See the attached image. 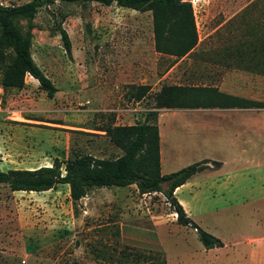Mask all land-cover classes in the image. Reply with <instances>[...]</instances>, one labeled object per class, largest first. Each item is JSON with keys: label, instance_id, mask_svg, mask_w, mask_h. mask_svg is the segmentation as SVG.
<instances>
[{"label": "rangeland", "instance_id": "1", "mask_svg": "<svg viewBox=\"0 0 264 264\" xmlns=\"http://www.w3.org/2000/svg\"><path fill=\"white\" fill-rule=\"evenodd\" d=\"M25 1L28 0H0V3ZM112 11L91 2L56 0L39 8L30 21L13 20L19 31L31 33V57L56 91L48 98L31 78L26 80L33 87L27 90H24L27 86L20 89L0 86L1 171L49 165L54 158L63 161L78 154L114 158L122 151L110 142L104 129L114 122L131 125L142 120L144 112L151 108V96L161 85L182 82L218 86L210 78L206 63L191 67L186 65L187 60L181 64L192 76H198L197 80L186 81L171 72L169 77L155 83L151 74L154 54L149 41L151 19L146 15L149 13ZM55 22H60L67 33L70 56L64 52L59 34L52 30ZM106 22L113 23L109 34L114 31L110 41L113 43H108L114 60L108 63L101 43ZM221 32V36L213 33L207 39H202L200 32L201 39L193 54L201 60L233 52L248 55L249 60L261 58L262 52L252 54L246 44L254 38L256 30L250 34L246 29L226 27ZM116 54L142 66L148 77L121 78L118 84L114 83L111 93H105L106 82L115 80L107 77L106 71L120 63ZM170 61L164 59L158 69ZM205 75L209 78L202 79ZM141 81L149 82L152 90L139 100L129 98L126 84ZM27 96L31 99L29 103L25 100ZM197 100L204 99L198 96ZM113 105L117 109H111ZM17 110H27L34 120H21ZM43 117L46 122L37 121ZM169 155L166 159L170 165L162 168L164 174L202 159L180 152ZM107 188H91L86 197L72 201L67 184L41 192L10 191L0 184V264H157L160 259L164 264H245L241 249L205 250L190 226L175 222V215L161 193L141 195L134 187ZM199 219L200 228L207 227L215 233L226 231V223L217 224L213 214L200 215ZM237 221L238 218L233 231L247 230L245 219L239 220V224Z\"/></svg>", "mask_w": 264, "mask_h": 264}, {"label": "crops", "instance_id": "2", "mask_svg": "<svg viewBox=\"0 0 264 264\" xmlns=\"http://www.w3.org/2000/svg\"><path fill=\"white\" fill-rule=\"evenodd\" d=\"M181 1H187L191 5L197 42L188 53L179 58L160 54L152 48L154 56L151 65L153 72L151 74L155 78L154 82L158 83V81L169 77L168 75L171 72L178 73L179 77L186 78V81L197 80L198 76H192L189 70L183 68L184 64H181V62L187 60L186 65H191V67L198 64L203 65L204 62L207 65V72L212 75L210 78L216 80L213 82H218V86H215L216 84L211 85L216 87L217 91L246 100L264 102V75L261 72L247 69L235 63L240 59L246 60L243 56L248 57V55H240L241 52L217 53L214 54V57L212 56V59L201 60L193 54L201 38L209 37L213 33H219L221 36V31L226 27L235 30L246 29L249 30L250 34L251 30H256L254 38L264 37L262 33L264 25V4L262 5V3L264 1ZM98 5L105 9H112V12L127 9L131 11L130 13H139V11L116 6L113 3L108 6ZM146 13L149 12L146 11ZM105 25L110 27V30L107 29V26L103 27L106 33L101 43L104 46V57L108 63V61L114 60L113 53L110 52L111 46L108 44L112 45L113 43L110 41L113 40L114 31L109 34L113 23L106 22ZM200 32L202 33L201 38ZM149 35L151 38L149 39L150 44L153 46L151 31ZM116 57L120 60V63L113 70L108 68L109 70L106 71L107 77L115 78V80L110 79L106 82L105 93H111L114 83L118 84L121 78H140L145 75L148 77V73H145L142 66L137 65L133 60H129L127 57L122 59L117 54ZM164 59H172V61L158 69L164 63ZM30 78L33 79L28 74L24 76L23 86H27L24 90L33 87V84L28 83L26 80ZM203 78L209 77L205 75ZM139 83L150 85L149 82L145 81ZM175 85L185 84L180 82ZM186 85L198 86V84ZM150 90H152L151 87ZM25 98L27 103L31 101L29 96ZM106 100H108V97H106ZM114 106H111V109H117ZM104 108L108 109V106H104ZM16 112L20 114L23 121L34 120L31 117L32 114H29L27 110L24 112L23 110H17ZM44 118L37 121L46 122ZM49 124L71 127L67 124L55 122ZM114 124L118 123L114 122ZM121 124L123 125V123ZM156 125L159 135V167L161 174H164L162 168L170 165L167 162V159L170 158L169 153L178 154L180 152L195 158L219 162V165L209 166L194 173L173 191L174 197L181 204L186 215L198 226L202 224L199 216L204 214L216 216L217 224L223 225L226 223V231L220 233L209 231L207 227H204V229L219 237L223 243L220 247L205 250L214 251V249L226 247L236 248V251L241 249L245 264H264V107L199 106L159 108L157 110ZM161 144L163 150H161ZM122 187H134V191L138 193L134 184ZM106 189L108 188L106 187ZM145 194L149 193L141 195ZM86 196L87 194L84 197ZM208 205L212 207L208 208ZM172 214L174 213L172 212ZM237 218V224L240 223L239 220L245 219L247 230L239 231L238 229V231H233L234 221Z\"/></svg>", "mask_w": 264, "mask_h": 264}, {"label": "trees", "instance_id": "3", "mask_svg": "<svg viewBox=\"0 0 264 264\" xmlns=\"http://www.w3.org/2000/svg\"><path fill=\"white\" fill-rule=\"evenodd\" d=\"M56 0H28L20 4L0 3V86L2 89H20L24 76L28 74L37 81L38 87L48 98H52L55 86L35 64L30 54L31 33L19 31L15 19L31 20L37 10ZM60 2H96L108 6L115 4L139 12L148 11L151 19L153 49L164 55L179 58L188 53L197 42L192 8L189 2L181 0H57ZM59 34L64 52L70 56V42L60 22L52 27ZM245 43V42H243ZM252 54L262 52L260 59L238 60L247 69L264 75V37L249 39L246 43ZM259 51V52H258ZM250 53V55H252ZM240 55H243L240 53ZM262 65L260 68H258ZM242 66V65H241ZM254 67V68H253ZM129 98L139 100L149 93L148 84H126ZM198 96L203 97L199 102ZM151 108L143 114L142 120L131 125H107L104 129L110 142L122 153L114 158H95L89 154H78L65 160L54 158L49 165L32 169L0 170V184L10 191L41 192L53 189L57 184H67L72 201L84 197L94 187L127 186L134 184L138 193L159 192L163 195L175 222L190 226L204 249L220 247L222 241L200 228L186 215L173 191L194 173L219 162L207 159L187 164L179 169L160 173L159 135L156 125L159 108H182L199 106L218 107H264V102L246 100L216 90L211 86L161 85L151 96ZM157 264H164L163 259Z\"/></svg>", "mask_w": 264, "mask_h": 264}]
</instances>
